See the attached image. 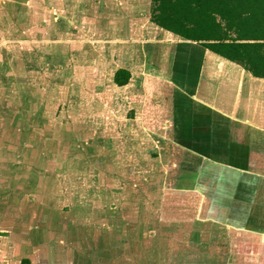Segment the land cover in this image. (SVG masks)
<instances>
[{
  "label": "rangeland",
  "instance_id": "rangeland-1",
  "mask_svg": "<svg viewBox=\"0 0 264 264\" xmlns=\"http://www.w3.org/2000/svg\"><path fill=\"white\" fill-rule=\"evenodd\" d=\"M52 1L0 0V264H171L193 199L168 192L172 164L127 136L125 107L97 119L82 99L81 60L50 39Z\"/></svg>",
  "mask_w": 264,
  "mask_h": 264
},
{
  "label": "crops",
  "instance_id": "crops-1",
  "mask_svg": "<svg viewBox=\"0 0 264 264\" xmlns=\"http://www.w3.org/2000/svg\"><path fill=\"white\" fill-rule=\"evenodd\" d=\"M51 3L50 39L87 73L82 99L97 103V119L125 107L127 136L172 164L168 192L193 199L172 230L171 264H264V78L152 23L151 0ZM117 69L126 84L113 81ZM148 231L144 248L156 249Z\"/></svg>",
  "mask_w": 264,
  "mask_h": 264
},
{
  "label": "trees",
  "instance_id": "trees-1",
  "mask_svg": "<svg viewBox=\"0 0 264 264\" xmlns=\"http://www.w3.org/2000/svg\"><path fill=\"white\" fill-rule=\"evenodd\" d=\"M150 21L264 78V0H151ZM129 77L117 69L113 81Z\"/></svg>",
  "mask_w": 264,
  "mask_h": 264
}]
</instances>
